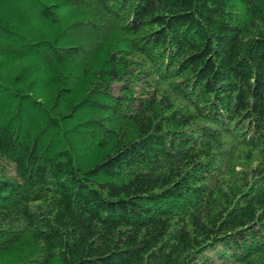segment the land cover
<instances>
[{"label":"trees","instance_id":"1","mask_svg":"<svg viewBox=\"0 0 264 264\" xmlns=\"http://www.w3.org/2000/svg\"><path fill=\"white\" fill-rule=\"evenodd\" d=\"M0 264H264V0H0Z\"/></svg>","mask_w":264,"mask_h":264}]
</instances>
